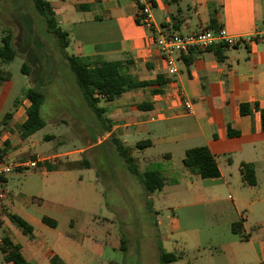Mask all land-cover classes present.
Here are the masks:
<instances>
[{
  "label": "crops",
  "instance_id": "obj_1",
  "mask_svg": "<svg viewBox=\"0 0 264 264\" xmlns=\"http://www.w3.org/2000/svg\"><path fill=\"white\" fill-rule=\"evenodd\" d=\"M49 2L58 25L68 32L72 55H98L105 60L129 61L128 67L135 79L146 81L159 77L162 81L160 86L128 90L112 101L100 99L102 115L109 127L101 137L106 139L114 135L131 148L133 154L142 147L151 149L161 145L160 155L171 159L172 152L178 149L186 170L185 150L206 146L219 170V176L203 178L210 185L206 195L220 200L226 194L230 204L227 209L230 231L232 223H241V232H232L240 236L241 245L234 243L237 248L232 258L219 264H264V131L259 111L264 108V39L250 38L256 30L264 31V0H141L151 5L152 29L136 21L137 0ZM219 27L229 35L242 37L236 45L219 50L222 59L216 56L215 44L205 49H192L196 52L191 55L189 64L184 61L188 52L175 54L178 72H168L154 42L159 32L172 35ZM9 79L2 84L4 89L8 88L5 82ZM152 88H159L160 92L152 93ZM185 101L190 103V109L184 106ZM12 103L13 109L5 111L1 118L10 127L25 120L30 101L23 98L17 104ZM242 103L248 105L249 113L240 112ZM140 104L144 105L143 109L139 108ZM6 113L10 114L7 118ZM229 131L237 133L229 135ZM140 136L145 139H139ZM129 139L132 144L127 143ZM28 140V137L21 139L19 132L7 135L2 131L0 159L8 161L6 156L9 158L11 152H14L13 158L26 153L30 149ZM18 141L22 146L13 148ZM97 144L99 140L81 151ZM56 146L54 152H57ZM39 155L36 154L35 160L42 162L60 154ZM71 163L75 166L70 167ZM242 163L253 165L254 185L245 183ZM41 165L45 166V172L57 168L51 164V168ZM60 167L69 172L85 166L75 158L67 166ZM4 181L6 190L7 177ZM199 192L201 189L197 190ZM62 201L64 203L54 210L56 214L64 215L76 207L72 198ZM12 203L11 194L6 192L0 203V264H14L4 259L3 238L10 244H19L29 264H80L79 255L85 247L82 239L79 242L73 235L77 222L72 216H67V227L60 231V221L53 214H46L35 206L19 210L20 215L9 213L8 205ZM13 214L32 225L31 234L23 233L11 220ZM43 216L54 219L56 226L43 223Z\"/></svg>",
  "mask_w": 264,
  "mask_h": 264
},
{
  "label": "rangeland",
  "instance_id": "obj_2",
  "mask_svg": "<svg viewBox=\"0 0 264 264\" xmlns=\"http://www.w3.org/2000/svg\"><path fill=\"white\" fill-rule=\"evenodd\" d=\"M44 28L32 0H0V40L9 31L16 51L11 61H0V75L5 78L10 73L5 82L8 88L2 86L6 79L0 80V133L18 134L17 125L10 127L1 118L13 109L16 96L23 99V89L45 91L41 104L45 125L28 137L30 149L26 153L13 158L11 152L6 158L19 162L35 160L36 154H60L45 158L57 166L55 171L45 172V166L37 164L7 174L6 192L13 202L7 211L20 215L19 210L26 206L38 207L60 221V231L67 227V216H72L77 222L73 235L79 242L82 239L85 247L79 255L80 264H161L158 245L178 256L168 264L230 260L237 248L234 243H241L227 223L229 199L226 194L220 200L206 195L208 181L186 170L178 149L171 159L160 155L161 145L135 151L140 171L152 165L166 176L163 188L153 193L125 169L113 145L101 137L103 132L96 137L97 146L81 151L92 143L103 123L84 100L74 74L58 52L56 39ZM67 51L71 54L72 48L67 47ZM23 63L29 68L27 75L21 71ZM97 106L102 105L99 102ZM16 144L13 148L22 146L21 141ZM7 148L10 150L11 145ZM75 158L88 159L90 167L64 172L60 166H67ZM200 189L202 192L197 193ZM66 197L75 200L76 207L64 215L56 214V206Z\"/></svg>",
  "mask_w": 264,
  "mask_h": 264
},
{
  "label": "trees",
  "instance_id": "obj_3",
  "mask_svg": "<svg viewBox=\"0 0 264 264\" xmlns=\"http://www.w3.org/2000/svg\"><path fill=\"white\" fill-rule=\"evenodd\" d=\"M33 6L36 12L42 17V22L45 26L46 33L52 35L58 45V52L67 63L74 74L76 85L80 90L84 100L97 118L103 123L102 130L92 137V143L96 142V137L109 130L105 118L103 117V108L97 106L100 99L105 101H112L118 98L122 93L141 87H148L152 85L160 86L162 81L159 77L155 80L139 81L135 79L134 75L130 73L128 62H122L119 60H105L100 56H82L68 54L67 47L69 44L68 32L62 29L54 15V11L49 0H32ZM139 18L136 21L139 22ZM215 53L218 59L223 58L222 51L228 47L225 43L215 44ZM219 50H222L219 53ZM198 51V50H197ZM195 50H189V56L184 58V61L189 64L192 59V54ZM16 56V51L12 45V34L8 31L4 34L0 40V61L7 63ZM21 71L24 74L29 73V68L25 63L21 66ZM10 73L7 72L5 78L0 75V80L9 79ZM152 93L160 92L159 88H152ZM22 98H26L30 101L29 106L26 108V118L17 127L19 130V136L21 139L29 137L31 134L41 129L45 125V121L41 115V104L45 97V91L36 87H28L21 91ZM20 97L14 99V103L17 104ZM148 106V104H147ZM144 105L140 104L139 108L143 109ZM257 107V105L255 106ZM261 116V128L264 131V108L259 109ZM240 112L242 114L249 113L250 110L247 104H240ZM10 114L6 113L5 118ZM237 132H228L229 135L236 134ZM52 135H47L46 138H50ZM107 140L113 145L115 151L121 156L125 163L126 170L133 176L137 177L144 188L148 192H155L161 190L166 183L165 175L158 168H153L152 165L140 171L137 164V159L132 149L124 146L121 141L110 134ZM80 163L85 167H90L89 161L86 158L80 160ZM46 165L51 168L50 163L46 160L38 162V165ZM184 164L189 171L198 174L201 178H213L219 176V170L216 162L206 146L192 147L185 150ZM75 163H71L70 167H74ZM241 172L246 184H255V175L253 165L250 163H242ZM11 220L21 229L25 234H31L33 227L22 217L13 214L10 215ZM42 222L51 226H56V221L50 217L43 216ZM233 233L241 232V223L234 222L231 225ZM243 239L246 236H242ZM4 245L1 247V251L5 252L4 259L10 260L14 264H29L23 257L20 251L19 244H10L7 238H3ZM123 242V241H122ZM123 249L125 246L123 245ZM158 258L161 264H168L176 261L178 256L171 252H166L161 245H158Z\"/></svg>",
  "mask_w": 264,
  "mask_h": 264
},
{
  "label": "built area",
  "instance_id": "obj_4",
  "mask_svg": "<svg viewBox=\"0 0 264 264\" xmlns=\"http://www.w3.org/2000/svg\"><path fill=\"white\" fill-rule=\"evenodd\" d=\"M137 2L139 4L137 14L141 23L146 28L152 29L151 5L148 2H141V0H137ZM241 38V36L229 35L222 27H219L216 29H201L197 32L184 34L167 35L159 32L156 35L154 42L165 61L168 72L176 74L178 69L174 63L175 54L187 53L191 49H205L218 43H225L228 46H234L241 40ZM250 38L252 40L264 39V31L256 30ZM184 106L187 109H190V103L188 101L184 102ZM37 164V160L13 162L0 159V203L6 196L4 179L7 174L12 172L15 168H34ZM1 215L2 209L0 207V220Z\"/></svg>",
  "mask_w": 264,
  "mask_h": 264
}]
</instances>
